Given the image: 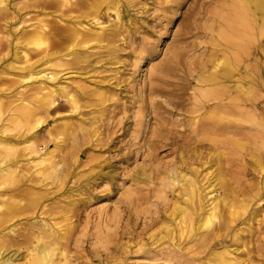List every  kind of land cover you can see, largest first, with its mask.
<instances>
[{
    "label": "rangeland",
    "instance_id": "374dc122",
    "mask_svg": "<svg viewBox=\"0 0 264 264\" xmlns=\"http://www.w3.org/2000/svg\"><path fill=\"white\" fill-rule=\"evenodd\" d=\"M65 1L68 3L64 6L55 7L58 18H51L39 0L38 3L10 0L0 10V130L10 108L19 104L36 106L35 100L48 96L60 86L83 88L80 100L83 107L76 114L66 113L69 110L65 99L56 93L54 106L48 109L38 128L24 131L16 138H13L15 131L0 135L17 149L10 170L14 171L15 179L23 180L16 184H25L29 193L40 195L33 208L14 217L6 230L21 229L39 221L63 224L71 215L74 223H79L64 251H69L70 256L82 253L78 261L86 264H219L213 256L224 250L233 252L236 264H264V146L260 147V139L250 122L244 125L248 128L244 133L249 138L233 136L234 129L230 128L229 134L217 138L221 145L205 142L209 148L198 150L169 147L166 145L170 139L159 142L156 137L159 120H165L172 131L171 139L175 137L180 145L192 143L188 139L193 137L192 127L188 118L183 119L182 112L176 111L170 116L159 108L144 110L138 126V108L149 109L150 100L165 101L164 97H149L147 89L154 84L153 77L170 51L178 46L182 13L193 0H114L119 4L118 17L114 9L104 15H94L93 8L79 6L85 0ZM94 21L106 29L101 35L104 43L116 46L115 58L97 47L91 50L87 63L75 61L74 55L64 59L50 55L62 53L55 44L65 42L69 35H77L78 40H85L92 47L102 33L91 25ZM42 30L47 34L56 33L54 40L49 39L54 48L47 44L49 50H46L29 44V38L41 34ZM113 36L115 40H110ZM210 39L211 34L203 32L189 36L187 45L180 46L186 53L183 69H187L186 73L192 70L193 77L198 76L201 65L210 59ZM144 47L148 51H140ZM191 61L194 64H188ZM173 74L167 80L181 83L178 76H183L182 72L176 70ZM195 88L191 86L185 94L184 98L189 99L184 102L186 108L192 106ZM99 92L108 97L104 110L99 105ZM142 99L148 103L144 104ZM236 119L243 117L236 116ZM81 121L92 134L86 139L77 133L73 138L77 144L70 150L62 142L66 141L64 124ZM224 138L235 139L240 146H233ZM152 141H156L158 148L149 152ZM68 153L74 156L71 158ZM258 157L263 171L256 165ZM53 164L49 175L47 170ZM177 166H182V171L195 181L196 198L190 207L185 192L179 200L175 197L181 185L173 173ZM154 168L158 170L157 180L135 184V174L142 169L150 174ZM167 174L174 176L175 188L167 183ZM231 187L236 188V197L231 196ZM1 189H4L2 183ZM128 191L132 198L137 193L145 198L135 201L129 212L122 207ZM14 198L22 201L23 197ZM2 199L5 196L0 193V203ZM230 205L238 212L233 224L229 223ZM174 206L190 208L193 218L215 212L219 216L215 222H220V227L186 241L185 229L176 225L179 217L173 212ZM99 211H103V222L98 219ZM114 212L120 216L118 227L107 231L104 215ZM25 216L28 219H18ZM74 238L79 240L76 246ZM18 242L22 243L17 238ZM93 253L101 255L92 257ZM78 261L71 264H79Z\"/></svg>",
    "mask_w": 264,
    "mask_h": 264
},
{
    "label": "bare ground",
    "instance_id": "6f19581e",
    "mask_svg": "<svg viewBox=\"0 0 264 264\" xmlns=\"http://www.w3.org/2000/svg\"><path fill=\"white\" fill-rule=\"evenodd\" d=\"M9 1L0 0V10L6 8ZM36 2L38 3V0ZM66 3L68 2L65 0H39V4L42 5L43 9L49 11L47 14L51 18H58L57 9ZM76 4H72V6H76ZM79 6L81 8H93L94 15H104L111 9H114L117 17L119 14L117 9L119 4L114 0H85ZM174 6L178 7V4H174ZM91 25L96 28V31L102 32L98 35L97 41L92 47L88 46L89 42L78 40L77 35H69L65 42L55 44V47L62 49V53L53 52L50 55L62 59L74 55L75 61L87 63L91 50L97 47V50H104L103 53L108 57L115 58L116 46H112L107 42L104 43L101 37L106 29L96 21L92 22ZM180 28L179 35H177L179 38L176 40L178 46L170 51L169 57L163 62L157 75L153 77L154 84H151L147 89L149 97L153 95L155 97L160 96L164 97L165 101L159 103L149 99L150 102L148 103L146 99H142L141 101L144 104H149V109L145 106L144 108H138V126L144 110L159 108L170 116L175 115L176 111L182 112L183 119L188 118L190 121L189 125L192 127L191 133L193 137L188 138L193 140L192 143L180 145L175 137L171 139L172 131L167 128L165 120H159L160 129L157 131L156 137L159 142L170 139L166 145L169 147H177L179 149L185 146V148L190 147L198 150L209 148L205 142H217L216 145H221V140L217 138L229 134L227 129L230 128L234 129L231 132L233 136L241 135L244 138H249V135L244 133L248 130L244 125H246V122H250L257 132V138L260 139V147L264 146V0H193L188 5L187 10L182 13ZM203 32L211 34L209 48L212 51L209 53L210 59L206 60L199 68L198 76L193 77L191 74L192 70L186 73L187 69L186 71L183 69L182 62L185 61L186 53L183 49L180 50V46L183 44L187 45L185 41L189 36L201 35ZM46 34L42 30L41 34L33 35L29 38V44L35 48L45 47V49L48 47L47 44H49L50 47L54 48L50 43L57 37L56 33ZM110 40H115L114 36ZM142 50L148 51L147 47L140 49V51ZM81 53H85V57L81 56ZM188 64H194V62L191 61ZM176 70L181 71L183 74V76H178L181 83H173L167 80L168 76L175 75L173 73ZM194 81H197V84ZM191 86L196 87L193 90V102L191 107L186 108L184 102H188L189 99L184 97ZM82 89L79 87L70 89L65 85L60 86L58 89L50 91L48 96L35 100L36 106L19 104L14 106V108H10L11 110L7 112L3 119L5 122L0 130V135L4 134L5 131H15L13 138H16V135H23L24 131L38 128L44 122L48 109L54 106V95L56 93L59 98L65 99V104L69 110L66 113L76 114L77 110L83 107L80 104V100L83 98ZM98 94L99 105L104 110L108 97L102 92ZM167 107H173V109L170 110ZM1 109L0 104V118ZM227 116L233 117L228 118ZM236 116L243 117V119H236ZM85 125L84 121L73 125L70 123L64 124L63 133L65 135L63 137L66 141H62L64 143L63 146L68 145L70 150H74L77 141L73 138H76L77 133L81 134V138L90 139L92 131L90 128H84ZM224 139L232 142L231 145L233 146H240L235 139ZM157 148L156 141H152L150 146H148L149 152L156 151ZM16 153L15 145L0 137V180L4 185V189H1L0 193L5 196V199H2L3 201L0 203V233H2L0 235V264H71V262L82 259V253H75L70 256L69 251H64L70 245L76 233V226L78 228L76 224L79 223H74L71 215L64 219L65 223L63 224H61L62 222L60 224L56 222L51 225L39 221L34 222L30 226L27 224L21 229L10 228L6 230L7 224L10 221H14V217H17L21 212L28 211L29 207L33 208L35 203L40 200V195L29 193V188H26L25 184H16V181L18 183L23 180L20 179L18 181V179H15L14 171L10 170V167L14 165L13 160ZM68 156L72 158L74 153H68ZM260 160L261 157H258L256 165L260 171H263ZM53 167L54 164L49 167L47 170L48 174L53 172L51 171ZM154 169L156 170L152 169L150 174H147L148 171L146 169L140 170V173L134 176L135 184H143L148 179H156L158 170L157 168ZM182 169V166H177L173 172L175 178L179 181L177 184L181 183L175 197L179 200L182 192H185L188 196L190 207L196 198L195 181L188 177L187 173L183 172ZM163 172L166 173L165 171ZM181 172L183 173L181 174ZM221 173L223 174V171H220ZM166 179H168L167 183L172 188H175L174 176L167 174ZM13 183L15 184L11 185ZM163 183H161L160 191H162ZM226 186L229 187V185ZM230 194L236 197V188L231 187ZM29 195L31 199H29ZM15 196L23 197V202L21 200L16 201ZM198 196L203 197L202 193H199ZM144 199L138 193L135 198H132V194L128 191L122 207L129 212L130 207L132 208L135 205V201L141 202ZM231 207L232 205L229 206V209H231L229 211V223L233 224L235 223L233 219L238 212ZM174 211H176V216L179 217L176 225L186 231V241L194 239L199 234L205 236L204 234H207L205 233L206 231L213 232L214 228H219L221 224L220 222H215V220H219V216L217 217L215 212H211L204 217L197 215V218H193L190 208L174 206ZM102 213L103 211H99L98 214V219L101 222H103ZM104 217L107 231L112 230V227H118L116 223L119 221L117 218L120 216L117 212L105 214ZM18 219H28V216ZM129 219L130 216L128 217ZM96 226L98 227V223ZM240 231H243V229H240ZM123 234L122 232L121 235ZM166 235H168V232ZM179 237L181 238L182 236L180 235ZM17 238L22 243H17ZM75 238L73 244L76 246L79 240ZM168 238H172V236L169 235ZM16 245L22 246L24 249H20ZM6 252L7 254H5ZM232 253L224 250L213 257L219 264H236V259L232 258ZM97 254L101 255V253H93L92 257ZM78 263L86 264L83 260L78 261Z\"/></svg>",
    "mask_w": 264,
    "mask_h": 264
}]
</instances>
